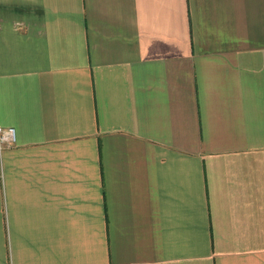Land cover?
Returning a JSON list of instances; mask_svg holds the SVG:
<instances>
[{"label": "crops", "instance_id": "crops-1", "mask_svg": "<svg viewBox=\"0 0 264 264\" xmlns=\"http://www.w3.org/2000/svg\"><path fill=\"white\" fill-rule=\"evenodd\" d=\"M0 264H264V0H0Z\"/></svg>", "mask_w": 264, "mask_h": 264}, {"label": "built area", "instance_id": "built-area-1", "mask_svg": "<svg viewBox=\"0 0 264 264\" xmlns=\"http://www.w3.org/2000/svg\"><path fill=\"white\" fill-rule=\"evenodd\" d=\"M15 142V130L13 128L2 129L0 127V147L2 144H12Z\"/></svg>", "mask_w": 264, "mask_h": 264}]
</instances>
